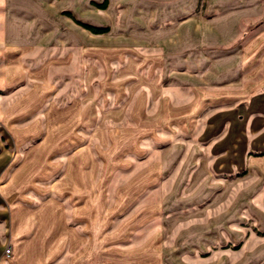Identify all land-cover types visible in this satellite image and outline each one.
<instances>
[{
	"label": "crops",
	"instance_id": "1",
	"mask_svg": "<svg viewBox=\"0 0 264 264\" xmlns=\"http://www.w3.org/2000/svg\"><path fill=\"white\" fill-rule=\"evenodd\" d=\"M83 24L107 30L96 33ZM0 46L152 52L157 58L143 74L153 102L147 115H162L170 130L183 133L159 161L167 178L185 180L166 193L170 201L180 192L187 201L181 206L190 207L208 178L252 172L264 178V0H12L4 8ZM61 120L58 127L67 128ZM15 141L0 133V264H119L110 258L118 260L123 250L110 252L109 235L93 234L86 216L92 202L76 203L73 192L69 203L60 194L38 201L28 187L6 185L30 177L24 166L9 172ZM253 184L242 192L251 196L245 197L249 220L253 211H264V201L258 206L252 196H264V185L254 190ZM236 194L229 197L228 218L238 210ZM165 204L164 232L148 236L159 237L158 264H264V237L255 239L248 228L239 244L230 240L221 251V219L210 223L186 211L179 218L177 203ZM260 221L264 234V212ZM132 255L129 264H140V254Z\"/></svg>",
	"mask_w": 264,
	"mask_h": 264
},
{
	"label": "rangeland",
	"instance_id": "2",
	"mask_svg": "<svg viewBox=\"0 0 264 264\" xmlns=\"http://www.w3.org/2000/svg\"><path fill=\"white\" fill-rule=\"evenodd\" d=\"M8 1L12 2L0 0V28ZM153 57L157 55L147 51L101 53L53 46H0V133L16 140L9 172L24 166L30 175L24 183L11 179L6 185L28 187V196L38 201L60 194L69 203L68 195L73 192L76 203L92 202L86 216L93 221V234L109 235L110 252L123 250L119 259L110 258V263H132L133 258L127 256L139 253L140 264H158L159 237L148 236L164 232L163 221L170 214L165 211L166 202L177 203L174 211L179 218L186 211L210 223L221 219L220 244L216 243L221 251L228 250L230 240L239 244L248 228L254 236L259 235L255 239L264 237L258 232L264 211H253L250 220L245 215V197L250 201L251 196L242 193L243 187L250 181L254 190L264 185V178L255 177L254 172L231 180H202L204 189L201 199L190 206L193 211L187 210L188 205L181 206L180 202L187 201L180 192L172 201L166 196L185 180L167 178L159 161L183 133L170 130L172 125L164 123L162 115L151 117L155 125L147 115L153 102L146 93L150 82L143 74ZM61 118L67 128L58 127ZM52 141L58 144L55 152ZM38 157L41 162H36ZM234 189L238 210L228 218ZM34 192L40 195L33 196ZM252 196L254 204L262 206L264 196L256 192ZM231 231L236 234L234 239L227 238Z\"/></svg>",
	"mask_w": 264,
	"mask_h": 264
},
{
	"label": "trees",
	"instance_id": "3",
	"mask_svg": "<svg viewBox=\"0 0 264 264\" xmlns=\"http://www.w3.org/2000/svg\"><path fill=\"white\" fill-rule=\"evenodd\" d=\"M85 27L91 29L92 31L96 32V33H101V32H104L107 30V28H98V27H93V26H90V25H87V24H83Z\"/></svg>",
	"mask_w": 264,
	"mask_h": 264
},
{
	"label": "built area",
	"instance_id": "4",
	"mask_svg": "<svg viewBox=\"0 0 264 264\" xmlns=\"http://www.w3.org/2000/svg\"><path fill=\"white\" fill-rule=\"evenodd\" d=\"M5 253L7 255H9L11 253V247L10 246L6 248Z\"/></svg>",
	"mask_w": 264,
	"mask_h": 264
}]
</instances>
